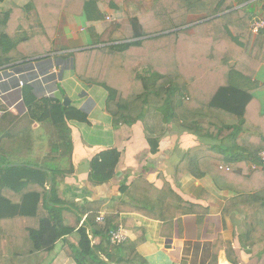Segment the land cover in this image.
I'll return each instance as SVG.
<instances>
[{
  "label": "trees",
  "instance_id": "1",
  "mask_svg": "<svg viewBox=\"0 0 264 264\" xmlns=\"http://www.w3.org/2000/svg\"><path fill=\"white\" fill-rule=\"evenodd\" d=\"M18 1L0 0V73L51 53L61 14H83L97 0ZM258 2L264 12V0H156L147 14L130 20L131 41L65 57L72 58L74 75L81 83L106 92V111L116 139L113 147L89 162L88 183L110 182L124 161L118 151L123 140L118 138H128L129 130L147 113L161 116L163 126L148 130L150 152H157L159 138L173 123L213 141L190 148L176 176L209 175L218 188L223 180L243 186L225 203L222 214H241L240 248L264 260V185L258 184L264 178L259 157L264 151V116L259 122L251 120L257 112L253 78L264 63V29L257 34L251 29ZM189 17L206 21L189 25ZM21 98L30 119L44 129L40 137L48 148L42 154L33 152L31 126L4 142L0 264H42L58 241L75 264H148L137 250L145 240L143 230L129 219H120L121 213H135L165 227L204 211L184 201L167 182L158 188L141 175L127 176L118 189L121 198L113 200L116 213L97 221L106 200L79 205L61 190L73 170L69 124H89L88 115L64 106V98L37 100L29 85L21 87ZM247 162L256 165L251 174L239 168ZM250 182L255 183L253 188H247ZM120 229L131 231L135 239L112 243L111 233ZM220 249L229 263L240 264L231 243L222 240L215 244L209 264H218Z\"/></svg>",
  "mask_w": 264,
  "mask_h": 264
},
{
  "label": "crops",
  "instance_id": "2",
  "mask_svg": "<svg viewBox=\"0 0 264 264\" xmlns=\"http://www.w3.org/2000/svg\"><path fill=\"white\" fill-rule=\"evenodd\" d=\"M18 2L24 3L21 0ZM95 2L83 14H61L51 53L26 60L16 67L12 66L14 68L10 67L13 77L5 71L0 73V155L4 156L6 153L4 142L27 126H31L33 130V152L42 154L47 150V143L40 137L44 129L30 119L22 102L21 85H29L37 100L47 97L49 93H54L53 97L56 98L67 97L72 107L88 115L89 121V124H69L73 142V170L61 184L67 200L79 205L106 200L100 215H113L117 211L113 200L121 198L118 189L127 176L133 179L141 175L158 188L163 182H167L184 201L200 205L204 211H200L198 216H182L173 221L171 226L165 227L159 221L135 213H121L120 219H129L143 230L145 240L137 250L148 264H209L218 240L231 243L240 264H263L264 260L255 258L248 250L240 248L238 237L243 226L241 214H222L225 203L243 186L223 180L220 181L223 187L218 188L209 175L198 179L191 175L180 178L176 176V168L190 148L199 143L213 144V141L180 129L173 123L159 138L157 152H150L148 130L163 126L161 116L147 113L144 121L138 122L129 130L128 138H118L119 141L123 140L118 151L122 153L124 161L122 168L110 182L101 186L88 183L89 162L101 151L113 147L116 139L111 117L106 111V92L99 86L81 83L74 75L72 58L65 56L105 44L131 41L130 20L147 14L156 0ZM260 5H256V14L257 17L264 18V12L259 11ZM199 18L201 17H189L188 24L206 21L196 22ZM54 68L58 70V74L54 73ZM253 80L255 90L252 97L257 105V112L253 111L251 120L259 122V117L264 116V63L256 71ZM60 85L64 89L59 90ZM255 167L256 165L247 162L239 168L251 174ZM257 170L261 168L258 167ZM262 181L258 184L264 185V178ZM254 185V182H250L246 186L253 188ZM122 230L126 237L135 239L131 231ZM93 242L97 244L98 241L95 239ZM217 260L218 264H231L226 260L223 249L218 250ZM42 264L75 262L63 251L62 241H58Z\"/></svg>",
  "mask_w": 264,
  "mask_h": 264
},
{
  "label": "built area",
  "instance_id": "3",
  "mask_svg": "<svg viewBox=\"0 0 264 264\" xmlns=\"http://www.w3.org/2000/svg\"><path fill=\"white\" fill-rule=\"evenodd\" d=\"M251 29L253 34H257L260 30L264 29V18L261 17H256L252 24H251ZM55 74H58V70L56 68L53 69ZM23 85H21L22 87ZM20 87V88H21ZM54 93H49L47 97L53 98ZM259 157L261 162L264 164V151L259 153ZM103 219V215H99V217L96 219L97 221H101ZM126 238V234L123 230H118L115 232H112L110 235V239L112 243H120L124 241Z\"/></svg>",
  "mask_w": 264,
  "mask_h": 264
},
{
  "label": "rangeland",
  "instance_id": "4",
  "mask_svg": "<svg viewBox=\"0 0 264 264\" xmlns=\"http://www.w3.org/2000/svg\"><path fill=\"white\" fill-rule=\"evenodd\" d=\"M3 7V5H0V8H2ZM193 21V20H192ZM190 25V24H189ZM189 25H187L186 27L188 28V31H189V33H191L192 32V30L190 29V27L191 26H189ZM109 27V26H108ZM110 28V27H109ZM55 39V38H54ZM53 43H54V40H53ZM16 67V66H15ZM12 68H14V67H12ZM5 69H7V68H4V70ZM5 72H6V74H8V75H10L11 77H13V72H11V69L9 68V69H7V70H5ZM60 89H64V86L63 85H60V87H59V90ZM4 148H5V150H6V146L4 145ZM47 148H48V144H47Z\"/></svg>",
  "mask_w": 264,
  "mask_h": 264
},
{
  "label": "water",
  "instance_id": "5",
  "mask_svg": "<svg viewBox=\"0 0 264 264\" xmlns=\"http://www.w3.org/2000/svg\"><path fill=\"white\" fill-rule=\"evenodd\" d=\"M63 105L64 106H69L70 105V100L67 97H64Z\"/></svg>",
  "mask_w": 264,
  "mask_h": 264
}]
</instances>
